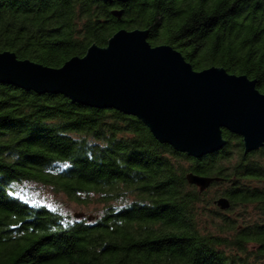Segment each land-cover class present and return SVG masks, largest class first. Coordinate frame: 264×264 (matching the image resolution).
Returning a JSON list of instances; mask_svg holds the SVG:
<instances>
[{
    "label": "trees",
    "instance_id": "1",
    "mask_svg": "<svg viewBox=\"0 0 264 264\" xmlns=\"http://www.w3.org/2000/svg\"><path fill=\"white\" fill-rule=\"evenodd\" d=\"M121 29L148 30L194 69L223 67L264 92V0H0V51L51 67ZM223 136L221 150L196 159L136 116L0 84V264H264V146L246 155L239 135ZM191 172L219 177L217 199L255 208V220L215 211L219 233L203 230L207 190L189 184ZM24 181L108 206L69 220L16 196Z\"/></svg>",
    "mask_w": 264,
    "mask_h": 264
},
{
    "label": "water",
    "instance_id": "2",
    "mask_svg": "<svg viewBox=\"0 0 264 264\" xmlns=\"http://www.w3.org/2000/svg\"><path fill=\"white\" fill-rule=\"evenodd\" d=\"M112 13L121 17L123 11ZM0 84L63 94L81 105L136 116L160 143L196 159L226 145L223 130L243 139L245 154L264 146V92L257 80L218 66L196 70L171 45L153 46L144 29H121L107 46L94 44L61 67L0 51ZM186 179L200 192L219 181L192 172ZM214 204L226 210L230 201L220 197Z\"/></svg>",
    "mask_w": 264,
    "mask_h": 264
},
{
    "label": "rangeland",
    "instance_id": "3",
    "mask_svg": "<svg viewBox=\"0 0 264 264\" xmlns=\"http://www.w3.org/2000/svg\"><path fill=\"white\" fill-rule=\"evenodd\" d=\"M13 188L15 195L30 205L45 206L51 210L57 211L69 220L77 218L75 215H81V217L84 218L88 216H100L108 206V203L102 200L103 197L100 194L92 193L90 196L91 201L88 204H82L73 201L62 192H57L53 188L35 181H24L15 184ZM224 188V184H214L207 189L202 197L204 201L201 202L199 208L202 213L200 227L203 228V230L219 233L217 229L219 224L216 226L217 222L219 223V219H216L213 212L224 211L220 210L219 207L214 204V200L217 199L219 191H222ZM111 204L115 203L112 202ZM225 213L232 218L238 219V222H244L243 220L245 218L246 221H254V218H256L255 208L252 207H249L244 213L239 207L230 209Z\"/></svg>",
    "mask_w": 264,
    "mask_h": 264
},
{
    "label": "flooded vegetation",
    "instance_id": "4",
    "mask_svg": "<svg viewBox=\"0 0 264 264\" xmlns=\"http://www.w3.org/2000/svg\"><path fill=\"white\" fill-rule=\"evenodd\" d=\"M261 148H262V147H261ZM261 148H259L258 150H255V151H253V152H250L249 155H256V153H257ZM246 155H248V154H246ZM212 185H213V184H212ZM212 185H211V186H212ZM226 198H227V197H226ZM219 209H220V207H219ZM230 209H232V208H231V202H230V206H229L228 209H226V210H222V209H220V210L226 212V211H228V210H230Z\"/></svg>",
    "mask_w": 264,
    "mask_h": 264
}]
</instances>
